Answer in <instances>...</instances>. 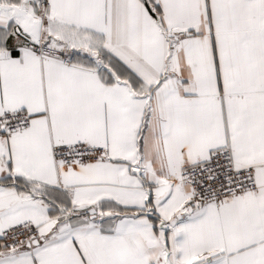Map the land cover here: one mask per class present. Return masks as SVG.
<instances>
[{
    "label": "snow or ice",
    "instance_id": "1",
    "mask_svg": "<svg viewBox=\"0 0 264 264\" xmlns=\"http://www.w3.org/2000/svg\"><path fill=\"white\" fill-rule=\"evenodd\" d=\"M0 264H264V0H0Z\"/></svg>",
    "mask_w": 264,
    "mask_h": 264
}]
</instances>
